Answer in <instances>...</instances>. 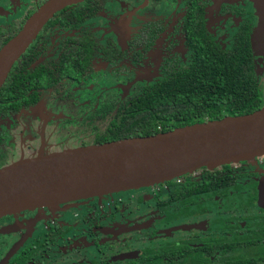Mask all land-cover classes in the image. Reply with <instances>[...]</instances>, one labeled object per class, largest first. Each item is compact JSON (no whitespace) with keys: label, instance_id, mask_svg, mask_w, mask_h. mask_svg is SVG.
<instances>
[{"label":"flooded vegetation","instance_id":"obj_1","mask_svg":"<svg viewBox=\"0 0 264 264\" xmlns=\"http://www.w3.org/2000/svg\"><path fill=\"white\" fill-rule=\"evenodd\" d=\"M48 1L0 0V50ZM218 53L245 62L262 108L264 0L65 6L0 88V156L9 154L0 168L27 149L118 140L103 137L128 101L195 68L218 69ZM0 264H264V154L0 216Z\"/></svg>","mask_w":264,"mask_h":264},{"label":"water","instance_id":"obj_2","mask_svg":"<svg viewBox=\"0 0 264 264\" xmlns=\"http://www.w3.org/2000/svg\"><path fill=\"white\" fill-rule=\"evenodd\" d=\"M82 0H50L0 50V88L18 57L57 11ZM264 154V106L167 132L41 151L0 168V216L22 209L136 189L206 167Z\"/></svg>","mask_w":264,"mask_h":264},{"label":"trees","instance_id":"obj_3","mask_svg":"<svg viewBox=\"0 0 264 264\" xmlns=\"http://www.w3.org/2000/svg\"><path fill=\"white\" fill-rule=\"evenodd\" d=\"M180 78L128 101L110 122L103 140L151 135L159 126L168 131L259 109L256 84L248 79L245 62L239 58L218 53V69L195 68Z\"/></svg>","mask_w":264,"mask_h":264},{"label":"rangeland","instance_id":"obj_4","mask_svg":"<svg viewBox=\"0 0 264 264\" xmlns=\"http://www.w3.org/2000/svg\"><path fill=\"white\" fill-rule=\"evenodd\" d=\"M33 154H35V152L32 153L29 149H27V150H24L22 157H27V156H30ZM8 156H9L8 152L5 154H2V156H0V163L5 162L8 158Z\"/></svg>","mask_w":264,"mask_h":264}]
</instances>
